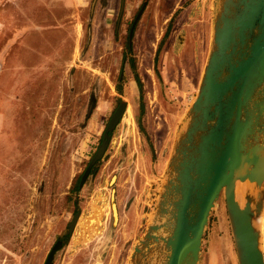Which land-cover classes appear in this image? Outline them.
Wrapping results in <instances>:
<instances>
[{
    "label": "rangeland",
    "instance_id": "obj_1",
    "mask_svg": "<svg viewBox=\"0 0 264 264\" xmlns=\"http://www.w3.org/2000/svg\"><path fill=\"white\" fill-rule=\"evenodd\" d=\"M143 1L0 0V264H43L63 235L52 264H129L196 95L213 8L147 0L128 45ZM121 100L103 157L72 192ZM257 224L264 254V212ZM197 264H238L222 194Z\"/></svg>",
    "mask_w": 264,
    "mask_h": 264
},
{
    "label": "water",
    "instance_id": "obj_2",
    "mask_svg": "<svg viewBox=\"0 0 264 264\" xmlns=\"http://www.w3.org/2000/svg\"><path fill=\"white\" fill-rule=\"evenodd\" d=\"M147 0L139 8L133 28ZM208 53L194 99L174 138L154 210L129 264H197L211 211L223 195L238 264H264V0H213ZM121 100L84 168L81 188L109 144ZM243 184L242 203L236 189ZM79 216L67 224L71 231ZM57 240L43 264H52Z\"/></svg>",
    "mask_w": 264,
    "mask_h": 264
},
{
    "label": "trees",
    "instance_id": "obj_3",
    "mask_svg": "<svg viewBox=\"0 0 264 264\" xmlns=\"http://www.w3.org/2000/svg\"><path fill=\"white\" fill-rule=\"evenodd\" d=\"M132 67H134V64H132ZM133 69H134V68H133ZM134 78H135L136 83H137V85H138V88H139V90H140V92H141V90H142V84H141V81H140V79L138 78L137 73L135 72V70H134ZM116 89H117L118 92H119V91H120V86H117V85H116ZM140 112H141V106H140ZM98 162H99V161H97V162L95 163V165H96ZM95 165H94V166H95ZM94 166L92 167L91 171H93V170L95 169ZM90 173H91V172H90ZM80 175H81V174H80ZM80 175L78 176L77 181L73 184V186H72V188H71V191H72V192H76L77 189H78V187H77V182L79 181ZM68 198H69V196H68Z\"/></svg>",
    "mask_w": 264,
    "mask_h": 264
},
{
    "label": "flooded vegetation",
    "instance_id": "obj_4",
    "mask_svg": "<svg viewBox=\"0 0 264 264\" xmlns=\"http://www.w3.org/2000/svg\"><path fill=\"white\" fill-rule=\"evenodd\" d=\"M192 2L194 3L195 0H193ZM142 3H143V2H142ZM141 5H142V4H141ZM141 5H140V7H141ZM145 5H146V4H145ZM140 7H139V8H140ZM144 7H145V6H144ZM143 9H144V8H143ZM138 10H139V9H138ZM142 11H143V10H142ZM141 13H142V12H141ZM136 14H137V13H136ZM135 16H136V15H135ZM134 18H135V17H134ZM132 22H133V21H132ZM74 213H75V212H74ZM73 215H74V214H73ZM67 226H68V225H67ZM68 230H69V228H68ZM69 231H70V230H69ZM63 237H64V235L61 236V237H59L58 239H56V241H57V240H60V241H61V246H60V248H61V247L63 246V244H64V238H63ZM56 241H55V242H56ZM55 242H54V243H55ZM60 248H59V249H60ZM59 249H58V250H59ZM58 250H57V251H58ZM57 251H56V252H57ZM56 252H55V253H56ZM55 253H54V255H55ZM53 258H54V257H53Z\"/></svg>",
    "mask_w": 264,
    "mask_h": 264
},
{
    "label": "crops",
    "instance_id": "obj_5",
    "mask_svg": "<svg viewBox=\"0 0 264 264\" xmlns=\"http://www.w3.org/2000/svg\"><path fill=\"white\" fill-rule=\"evenodd\" d=\"M205 17V16H204ZM205 18H203V20H204Z\"/></svg>",
    "mask_w": 264,
    "mask_h": 264
},
{
    "label": "bare ground",
    "instance_id": "obj_6",
    "mask_svg": "<svg viewBox=\"0 0 264 264\" xmlns=\"http://www.w3.org/2000/svg\"><path fill=\"white\" fill-rule=\"evenodd\" d=\"M236 191H237V189H236Z\"/></svg>",
    "mask_w": 264,
    "mask_h": 264
}]
</instances>
